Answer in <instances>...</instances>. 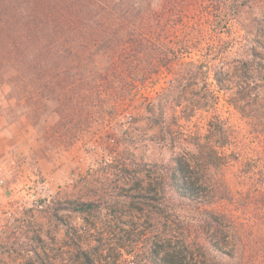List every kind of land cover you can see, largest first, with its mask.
Segmentation results:
<instances>
[{"label":"rangeland","instance_id":"obj_1","mask_svg":"<svg viewBox=\"0 0 264 264\" xmlns=\"http://www.w3.org/2000/svg\"><path fill=\"white\" fill-rule=\"evenodd\" d=\"M162 15L163 41L178 63L142 84L128 74L100 89L105 109L117 108L107 126L83 113L50 118L41 133L26 117L11 120L7 86H0V178L7 194L35 170L53 191L42 209L9 216L3 208L0 264H157L167 251L179 263L178 240L186 223L194 237L200 214L167 187L163 166L198 152L199 135L205 149L216 150L220 169L241 168L247 154L256 169L264 160V136L245 131L241 118L251 106L264 112V3L243 6L230 20L213 0L166 1ZM178 71L194 74L185 87ZM11 165L19 176L5 174ZM82 202L93 206H70Z\"/></svg>","mask_w":264,"mask_h":264},{"label":"trees","instance_id":"obj_2","mask_svg":"<svg viewBox=\"0 0 264 264\" xmlns=\"http://www.w3.org/2000/svg\"><path fill=\"white\" fill-rule=\"evenodd\" d=\"M166 1L175 5L181 0H0L5 113L13 122L26 117L41 133L50 118L74 119L83 113L99 116L107 126L117 108L105 109L100 89L125 82L128 74L140 76L142 81L130 78L141 83L178 63L163 41ZM213 1L230 20L241 7L264 3ZM211 70L221 82L218 70ZM178 75L181 85L194 77L190 71ZM241 118L245 131L264 136V112L251 106L241 110ZM211 132H216L215 125ZM201 138L198 152H183L172 165L163 166L167 187L200 215L194 237L185 224L175 250L179 263L167 251L157 264H264V160L256 169L247 154L241 168L220 169L216 150L205 149ZM70 206L87 211L93 204Z\"/></svg>","mask_w":264,"mask_h":264},{"label":"built area","instance_id":"obj_3","mask_svg":"<svg viewBox=\"0 0 264 264\" xmlns=\"http://www.w3.org/2000/svg\"><path fill=\"white\" fill-rule=\"evenodd\" d=\"M103 160L105 164L111 162L112 155L106 153ZM15 168V166H9L5 169V174L7 176H19L20 174H17ZM10 188L12 192L7 194V181L5 177H1L0 213H2L4 208L5 214H8L9 216L20 214L26 210L42 209L46 204L51 203L53 198V191L51 190V182L49 178L42 177L37 170L28 176L19 177L12 183ZM5 198H8L6 202ZM4 204H7V207H4Z\"/></svg>","mask_w":264,"mask_h":264},{"label":"crops","instance_id":"obj_4","mask_svg":"<svg viewBox=\"0 0 264 264\" xmlns=\"http://www.w3.org/2000/svg\"><path fill=\"white\" fill-rule=\"evenodd\" d=\"M42 211H37L35 212L36 213V216H38Z\"/></svg>","mask_w":264,"mask_h":264}]
</instances>
